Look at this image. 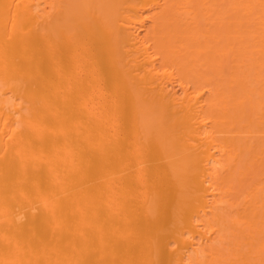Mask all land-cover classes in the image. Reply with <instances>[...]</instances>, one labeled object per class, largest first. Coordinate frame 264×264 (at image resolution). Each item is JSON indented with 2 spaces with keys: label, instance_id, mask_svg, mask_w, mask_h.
<instances>
[{
  "label": "bare ground",
  "instance_id": "6f19581e",
  "mask_svg": "<svg viewBox=\"0 0 264 264\" xmlns=\"http://www.w3.org/2000/svg\"><path fill=\"white\" fill-rule=\"evenodd\" d=\"M0 264H264V0H0Z\"/></svg>",
  "mask_w": 264,
  "mask_h": 264
}]
</instances>
